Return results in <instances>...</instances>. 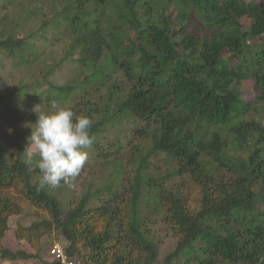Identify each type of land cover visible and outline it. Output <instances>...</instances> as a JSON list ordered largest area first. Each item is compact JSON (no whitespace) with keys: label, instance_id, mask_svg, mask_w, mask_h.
I'll list each match as a JSON object with an SVG mask.
<instances>
[{"label":"trees","instance_id":"16d2710c","mask_svg":"<svg viewBox=\"0 0 264 264\" xmlns=\"http://www.w3.org/2000/svg\"><path fill=\"white\" fill-rule=\"evenodd\" d=\"M63 1L64 18L52 19L66 23L58 35L68 40L63 60L76 65V81L47 86L76 92L71 109L93 121V144L103 129L132 122V174L96 198L70 201L62 215L51 190L38 187L39 170L19 151L10 162L0 148V257H24L2 241L8 218L26 204L49 220L15 236L31 242L40 226L52 227L78 264H264V125L251 115L264 117V2ZM190 18L205 35L186 32ZM3 30L0 49L13 62L32 64L29 38L15 37L13 26ZM247 80L251 101L242 99ZM21 88L28 90L23 85L0 102H14ZM161 154L170 172L149 173L148 159ZM145 211L177 238L162 260Z\"/></svg>","mask_w":264,"mask_h":264},{"label":"rangeland","instance_id":"374dc122","mask_svg":"<svg viewBox=\"0 0 264 264\" xmlns=\"http://www.w3.org/2000/svg\"><path fill=\"white\" fill-rule=\"evenodd\" d=\"M255 1L264 2V0ZM64 5L63 0H8L7 2L0 0V40L6 38L3 29L13 26L15 37L25 35L24 37L29 38L27 41L32 42L36 48V53L28 50L29 54H36V57L29 56L28 59L33 63H24L25 66L8 58V49L3 47V50H6V57L0 49V95L5 96L23 85L28 86V90L21 88L19 93H14L17 95L14 102H0V148L6 152L10 162L15 161L17 151L25 161L23 152L28 143L27 138L31 134L29 127L37 119L33 112L35 106L39 105L40 111L47 112L51 110L53 101L60 107L71 108L74 104L76 92L72 90V92L61 93L62 91L52 90L50 86H47L48 83L53 86H62L66 81L71 83L76 81V65L72 60H63L64 51L69 46L68 40L58 35L65 30L66 23L60 22V26L56 25L58 17L64 18V14L62 15L65 13L62 11ZM56 13L60 15L56 16ZM52 16H55L56 20H53ZM186 32L198 38L206 34V30L194 18H190ZM34 33L37 34L34 35ZM31 35L32 39L28 37ZM35 37L38 39H34ZM231 63V65L236 64ZM46 66L50 69V73L45 78ZM103 67L109 73L108 65ZM241 93L244 100L251 101L254 98L251 80L242 84ZM251 115L254 120H260L264 125V117L259 112L252 111ZM131 125V121H123L121 126L103 129L95 138L96 145L93 144L91 149L86 150L88 158L80 174L70 184H62L57 189L49 188L62 207V215L67 212L70 201H78L84 195L96 198V192L113 188V180L121 176L124 177L123 179H128L131 176L129 161L132 146L126 145L128 139L133 137ZM142 147L147 148V145H141L140 148ZM148 163V172L151 174L165 176L170 172V164L163 154L151 156ZM30 168L33 170L35 167L30 166ZM36 178V176L32 178L33 182ZM175 181L179 180L175 179ZM105 195L104 192L102 196ZM142 215L154 221L153 224L148 223V225L154 237L160 240L159 259L162 260L174 248L177 238L165 225L161 224L159 216L146 211ZM47 218L48 214L42 208L30 207L26 204L22 205L19 213L9 217L2 248L11 252L20 251L24 257L15 260L0 257V264H51L53 261L50 253L54 247L65 256L63 248L66 242L52 227L45 229L40 226L38 234L31 242L15 236L19 228H27L32 224L39 225L43 220H49Z\"/></svg>","mask_w":264,"mask_h":264},{"label":"clouds","instance_id":"9594fccd","mask_svg":"<svg viewBox=\"0 0 264 264\" xmlns=\"http://www.w3.org/2000/svg\"><path fill=\"white\" fill-rule=\"evenodd\" d=\"M33 112L37 119L29 127L31 134L23 152L25 162L39 170V188L57 189L70 184L80 174L88 158L86 150L94 143L90 134L93 121L55 101L50 111H40L37 105Z\"/></svg>","mask_w":264,"mask_h":264},{"label":"built area","instance_id":"2783aa9c","mask_svg":"<svg viewBox=\"0 0 264 264\" xmlns=\"http://www.w3.org/2000/svg\"><path fill=\"white\" fill-rule=\"evenodd\" d=\"M50 255L52 256L51 260L54 264H78L76 261L65 257L63 253L55 247L51 249Z\"/></svg>","mask_w":264,"mask_h":264}]
</instances>
